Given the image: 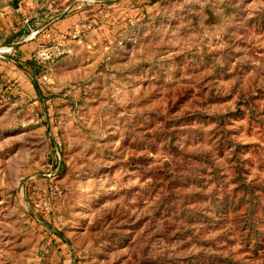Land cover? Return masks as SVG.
Returning a JSON list of instances; mask_svg holds the SVG:
<instances>
[{"label":"rangeland","instance_id":"1","mask_svg":"<svg viewBox=\"0 0 264 264\" xmlns=\"http://www.w3.org/2000/svg\"><path fill=\"white\" fill-rule=\"evenodd\" d=\"M245 185L264 0H0V264H264Z\"/></svg>","mask_w":264,"mask_h":264},{"label":"trees","instance_id":"2","mask_svg":"<svg viewBox=\"0 0 264 264\" xmlns=\"http://www.w3.org/2000/svg\"><path fill=\"white\" fill-rule=\"evenodd\" d=\"M37 91L39 94H41L38 88ZM241 174L242 173H240L239 175L242 176ZM218 200L221 201L220 205L216 208V214H219V217H222L221 215H233L236 219H247L254 218L257 214L261 217L264 216V205L261 201L260 190L257 187L245 185L244 189L240 188L232 190L228 193H223L222 197ZM249 234H251L252 237H249L248 241L253 242L256 247H263L260 241L261 231L259 229L254 228L252 230H249ZM221 264L239 263H236V261L230 258L226 261L224 260Z\"/></svg>","mask_w":264,"mask_h":264}]
</instances>
